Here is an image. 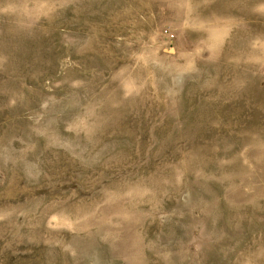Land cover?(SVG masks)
Here are the masks:
<instances>
[{
  "label": "rangeland",
  "instance_id": "obj_1",
  "mask_svg": "<svg viewBox=\"0 0 264 264\" xmlns=\"http://www.w3.org/2000/svg\"><path fill=\"white\" fill-rule=\"evenodd\" d=\"M0 264H264V0H0Z\"/></svg>",
  "mask_w": 264,
  "mask_h": 264
}]
</instances>
